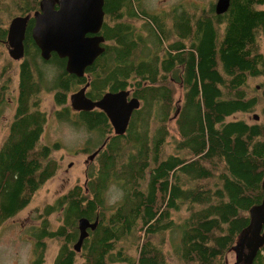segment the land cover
Instances as JSON below:
<instances>
[{
  "label": "trees",
  "instance_id": "obj_1",
  "mask_svg": "<svg viewBox=\"0 0 264 264\" xmlns=\"http://www.w3.org/2000/svg\"><path fill=\"white\" fill-rule=\"evenodd\" d=\"M143 4L104 0V50L82 76L67 72L55 52L41 58L29 19L15 108L0 142V228L59 169L51 157L59 141L41 140L44 83L60 105L57 116L89 130L98 150L82 182L36 208L31 264H45L48 240L58 244L48 264H227L250 210L264 200V0H230L222 13ZM14 8L24 14L39 0H14ZM5 24L0 16L1 56ZM39 59L55 66L54 78ZM11 67L0 64V105ZM80 83L92 99L123 89L139 99L123 134L98 108L70 114L63 104ZM83 149L90 152L87 143ZM81 217L97 223L75 249ZM248 262L264 264V241Z\"/></svg>",
  "mask_w": 264,
  "mask_h": 264
},
{
  "label": "water",
  "instance_id": "obj_2",
  "mask_svg": "<svg viewBox=\"0 0 264 264\" xmlns=\"http://www.w3.org/2000/svg\"><path fill=\"white\" fill-rule=\"evenodd\" d=\"M229 2L230 0H216L215 10L218 13L226 11ZM103 4L104 0H40L39 11L34 13L31 35L43 59H49L51 53L55 52L66 58L67 71L82 75L86 67L104 50V36L99 33L104 16ZM28 17L29 14L11 18L7 28V40L13 47H9L8 53L14 59L23 55V38ZM70 102L75 108L92 110L98 107L104 111L115 134L126 131L133 109L140 105L139 99L131 96L128 89L107 91L100 98L92 99L82 88L71 94ZM252 116L254 119L259 118L257 113ZM97 151L96 149L90 153L88 158H93ZM250 211L248 226L241 231L231 247L235 251L232 264L249 263L253 252L264 241V200ZM96 220L92 222L86 217L79 218V236L74 243L75 249L80 248L82 240L88 234L87 229L96 226ZM247 247L252 254L243 258L249 252Z\"/></svg>",
  "mask_w": 264,
  "mask_h": 264
},
{
  "label": "rangeland",
  "instance_id": "obj_3",
  "mask_svg": "<svg viewBox=\"0 0 264 264\" xmlns=\"http://www.w3.org/2000/svg\"><path fill=\"white\" fill-rule=\"evenodd\" d=\"M147 9L151 11L169 10L175 5H180L183 10L188 14L192 12H199L200 10H206L211 0H142ZM3 2L0 8L1 19H6L7 26L10 23L11 18L18 14L14 8V0H0ZM180 8V9H181ZM7 9V10H6ZM10 11L14 12L10 14ZM18 12V11H17ZM10 14V15H9ZM136 26H139L138 21L133 22ZM262 48L264 49V40H261ZM12 47V46H10ZM13 48V47H12ZM23 56V55H22ZM41 58H43L41 56ZM46 60V59H45ZM11 63L12 67L9 70L10 77L12 79L10 91L6 93L3 104L0 105V142L7 130V124L12 117L13 110L15 108V96L17 91V79H18V62L19 59H14L8 53V47L3 48V54L0 55L1 63ZM41 64V59L37 61ZM42 68L46 71V78H54L56 71L55 66L51 63L42 64ZM40 66V67H41ZM53 70V71H51ZM85 72V70H84ZM84 74V73H83ZM88 79V73H86ZM259 77L254 79V82H258ZM50 87L48 82L44 83L41 89V104L42 107L47 110V122L44 127V132L41 136V140L48 143L53 141H59V147L51 150V157L54 158L58 164L59 169L55 175L49 178L34 194L31 202L15 216L9 218L0 228V264H31L33 258V238L31 237L30 228L38 224V210L36 208L45 202H49L56 198L61 192L73 184L76 180L81 182L84 179V169L87 165L92 163L93 158H88L90 152L95 148L93 142L90 140L91 132L82 128L81 126H74L68 119L65 120L60 116H57L56 110L60 105H57L54 100L53 90H48ZM87 83H80L72 90V93L78 91L76 89H86ZM179 89V86H175ZM70 91H68V94ZM179 91L177 95H179ZM67 107L71 113L75 112L70 105V101L67 97L66 102L63 104ZM98 108V107H96ZM99 109V108H98ZM258 112V111H256ZM76 114V113H75ZM258 114V113H257ZM73 118L72 115H70ZM253 119L251 115L248 116ZM111 124V123H110ZM93 139H96V135H92ZM90 148L89 151H84L83 147ZM92 144V145H91ZM92 150V151H91ZM95 150V149H94ZM117 198L116 191L110 189V198L114 200ZM57 213L51 214V220L56 222ZM166 239V247H169ZM57 241L48 240V248L46 252V262H51L57 251ZM235 259V251L230 250L228 252L227 264H231Z\"/></svg>",
  "mask_w": 264,
  "mask_h": 264
},
{
  "label": "flooded vegetation",
  "instance_id": "obj_4",
  "mask_svg": "<svg viewBox=\"0 0 264 264\" xmlns=\"http://www.w3.org/2000/svg\"><path fill=\"white\" fill-rule=\"evenodd\" d=\"M40 1V0H39ZM215 2H216V0H211V2H210V4L207 6V8L206 9H211L212 7H213V9H214V12L216 13V11H215ZM104 5V4H103ZM103 9H104V6H103ZM36 11H39V8L38 9H36V10H33V11H29V12H26V13H24V14H16V15H14L13 17H15V16H20V15H26V14H29V17H28V19H27V23H26V27H25V32H26V28H27V26H28V22H29V19H32V23H31V31H32V27H33V25H34V13L36 12ZM12 17V18H13ZM103 19H104V16H103ZM101 28V27H100ZM24 32V33H25ZM31 33V32H30ZM99 33H100V29H99ZM23 40H24V38H23ZM4 44H5V47H8V49H9V47H10V45H9V43H8V40H7V35H6V39H4V42H3ZM37 45V44H36ZM24 49V48H23ZM57 56H58V54H56ZM23 56H24V51H23ZM23 56H21L20 58H18L19 59V61L20 60H22L23 59ZM59 57V56H58ZM61 58H63V57H61ZM65 58V57H64ZM66 59V58H65ZM65 70L67 71V69H66V62H65ZM67 72H69V71H67ZM69 73H72V72H69ZM74 74V73H73ZM75 75H77V74H75ZM83 75V74H82ZM82 75H80V76H82ZM78 76V75H77ZM76 90H79V89H76ZM85 92H86V90H85ZM71 94H72V91H70V93L68 94V99H69V101H70V96H71ZM86 94V93H85ZM70 105H71V102H70ZM71 108L74 110V111H77V112H79V111H83V110H86V109H82V108H75V107H73L72 105H71ZM112 128H113V126H112Z\"/></svg>",
  "mask_w": 264,
  "mask_h": 264
},
{
  "label": "bare ground",
  "instance_id": "obj_5",
  "mask_svg": "<svg viewBox=\"0 0 264 264\" xmlns=\"http://www.w3.org/2000/svg\"><path fill=\"white\" fill-rule=\"evenodd\" d=\"M216 11V10H215ZM216 13H218L217 11H216ZM103 22V21H102ZM102 25V24H101Z\"/></svg>",
  "mask_w": 264,
  "mask_h": 264
}]
</instances>
